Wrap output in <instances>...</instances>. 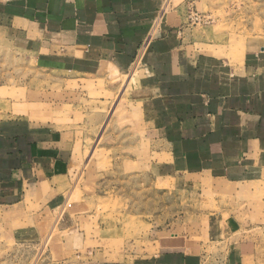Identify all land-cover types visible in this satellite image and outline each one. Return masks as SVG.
I'll return each instance as SVG.
<instances>
[{
  "label": "crops",
  "instance_id": "obj_1",
  "mask_svg": "<svg viewBox=\"0 0 264 264\" xmlns=\"http://www.w3.org/2000/svg\"><path fill=\"white\" fill-rule=\"evenodd\" d=\"M207 1L0 0V58L20 53L49 75L42 124L15 110L34 106L35 89L20 105L14 86H0V209L14 221V240L39 236L36 219L63 206L79 159L83 167L85 156L103 153L119 173L158 187L254 207L264 191V32L194 27L190 13L201 15ZM116 97L128 129L99 148L100 135L84 131L112 122ZM205 221L201 242L189 229L155 228L123 247L137 256L110 264H221L205 248H225L223 214Z\"/></svg>",
  "mask_w": 264,
  "mask_h": 264
},
{
  "label": "rangeland",
  "instance_id": "obj_2",
  "mask_svg": "<svg viewBox=\"0 0 264 264\" xmlns=\"http://www.w3.org/2000/svg\"><path fill=\"white\" fill-rule=\"evenodd\" d=\"M207 2L199 12L209 20L203 17L205 23H196L194 27L209 24L226 32L243 34H246V27H250L254 33L263 34L264 0ZM230 21L241 25L236 29H233L234 25L225 26ZM7 56L9 54H3L0 58V68H14V75L0 76V86L4 89L14 86V103L20 102V105L27 104L25 101L31 96L33 98L26 90L35 89V102H31L34 106L15 110L19 111V116L27 113L35 124H42V88L45 83L49 86V75L37 70L35 64L20 53L14 52V61ZM117 97L109 118L112 122L102 124L96 130L88 125L84 131L87 136L100 135L99 148L108 146L103 137L110 135L113 146L112 142L121 140L124 129H128L122 122L123 101ZM91 161L95 163L91 164ZM84 162L82 167V159H79L77 169L72 173V187L63 206L53 215L36 219L39 236L24 238L25 241L14 240V221L8 218L7 209H0V264H110L114 260H123L124 256H137L138 253L132 250L122 252L123 247L146 241L155 228L163 233L171 226L184 233L189 229L201 242L206 216L218 212L223 214L225 223V248L214 249V245H208L204 239L205 247H209L205 248V255H217L221 264H264L263 190H259L260 198L253 203L254 207L250 202L235 205L227 200L230 198L227 195L218 199L209 193H195L192 189L161 188L153 185L147 176L119 173V168L112 165L106 153L85 156ZM232 195H236L234 200L238 202L247 199L235 191ZM64 215L68 220L62 222L63 227L58 226ZM231 215L236 220L229 225ZM114 249L121 251L114 252Z\"/></svg>",
  "mask_w": 264,
  "mask_h": 264
},
{
  "label": "built area",
  "instance_id": "obj_3",
  "mask_svg": "<svg viewBox=\"0 0 264 264\" xmlns=\"http://www.w3.org/2000/svg\"><path fill=\"white\" fill-rule=\"evenodd\" d=\"M190 22L192 24H196V23H205V20L203 19V17L198 14L195 11H191L190 13Z\"/></svg>",
  "mask_w": 264,
  "mask_h": 264
}]
</instances>
